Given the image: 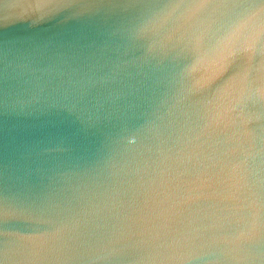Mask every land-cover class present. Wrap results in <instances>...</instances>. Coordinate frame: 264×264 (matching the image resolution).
<instances>
[{"label": "water", "instance_id": "obj_1", "mask_svg": "<svg viewBox=\"0 0 264 264\" xmlns=\"http://www.w3.org/2000/svg\"><path fill=\"white\" fill-rule=\"evenodd\" d=\"M0 264H264V0H0Z\"/></svg>", "mask_w": 264, "mask_h": 264}]
</instances>
